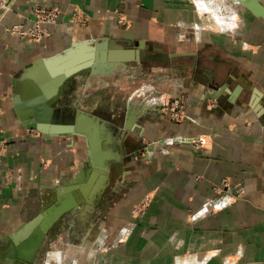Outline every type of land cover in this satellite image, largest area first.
I'll list each match as a JSON object with an SVG mask.
<instances>
[{
    "label": "crops",
    "instance_id": "crops-1",
    "mask_svg": "<svg viewBox=\"0 0 264 264\" xmlns=\"http://www.w3.org/2000/svg\"><path fill=\"white\" fill-rule=\"evenodd\" d=\"M43 5L61 10L50 37L33 41L6 30L31 27L34 7ZM103 37L186 53L144 77L161 82L167 102L179 101L178 117L164 115L172 104L161 109L145 101L152 87L145 88V102L136 99L133 86L123 83L138 74L130 66L87 78L86 91L94 80L109 84L116 77L117 94L127 90L128 97L123 112L118 95L109 96L106 113L98 102L81 106L84 135L46 138L26 127L13 103L25 67L75 40ZM224 83L218 97H209ZM93 115L99 121L90 123ZM96 125L95 154L87 136ZM89 158L114 170H99L89 187L92 202L64 217L68 228L47 264H262L264 18L232 0L0 1V240L9 242L5 237L52 204L56 189L70 201L75 183L92 176L85 174ZM224 179L236 199L216 190ZM146 196L143 215L133 214Z\"/></svg>",
    "mask_w": 264,
    "mask_h": 264
},
{
    "label": "water",
    "instance_id": "water-1",
    "mask_svg": "<svg viewBox=\"0 0 264 264\" xmlns=\"http://www.w3.org/2000/svg\"><path fill=\"white\" fill-rule=\"evenodd\" d=\"M232 2L249 10L255 17L264 18V0ZM183 54L186 53H168L163 48L151 47L146 41L125 42L110 37L75 40L61 53L39 58L25 67L14 87V112L26 127L37 130L46 138L73 133L84 135L87 132V128L83 126L87 112L80 107L65 109L57 106L72 80L80 75L91 78L111 74L115 70L123 71L147 60H174ZM228 85L224 83L213 87L216 92L209 97H218ZM90 117L91 119H87L90 123L99 121L94 115ZM55 125L61 129L52 130ZM89 132L87 137L91 150L96 154L97 145L101 142L97 125ZM84 165L85 174L92 176L75 183L70 201H66L56 189L55 203H44L37 215L5 237L9 239L11 252L5 259L0 254L3 264H34L49 232L57 230L67 214L86 202H92L89 187L94 182L96 173L101 170L112 174L114 170L97 158H89Z\"/></svg>",
    "mask_w": 264,
    "mask_h": 264
},
{
    "label": "rangeland",
    "instance_id": "rangeland-1",
    "mask_svg": "<svg viewBox=\"0 0 264 264\" xmlns=\"http://www.w3.org/2000/svg\"><path fill=\"white\" fill-rule=\"evenodd\" d=\"M208 13L209 12H206L207 16H208ZM214 16H216V15H214ZM159 62H161V61H159ZM159 62L147 60V61H144L143 63H141L139 65H133V66H135V68H132V69H135L136 72L138 73L135 76V79H129V81L126 79L125 81H123V83L125 82V85L129 82L130 86H133V88L136 90V93H137L136 99H139L140 100L139 102H141V103L145 102L147 99H150V101L154 100L155 102L159 101L160 99H164V97H162L163 93L160 90L161 88H159L161 82L160 81L156 82V81H154V79H151V80L145 79V78H150L151 76H152V78H154V76H155L154 74L158 73L160 71L159 66H164L166 64V63L162 64L163 61L161 63H159ZM152 65H155V66L152 67ZM123 71L115 70L116 73H122ZM156 75H158V74H156ZM77 78L76 79L78 80V83H77L76 87L73 88L71 93H69L70 92L69 89H66L65 95L58 102V105H57L58 107L61 106L65 109H68L69 107H81V106L93 107V104H96V102H98L97 99L99 96L103 97L102 98L103 100L105 98L107 103H110L111 100H109V98L113 95L114 96L118 95V97L119 96L120 97H119V100H117V101L119 102L120 107L122 108L121 112H123V108H124L123 101H125V99H127L128 92H127V90L126 91L119 90L121 92L118 91L120 94H117V90L119 89L118 86L112 85V83L119 82V80H117L116 77L114 80H112V79L109 80V84H104V85H103V83L101 84L100 80H97V81L94 80L93 84L92 83L90 84L91 86L88 88V91H86V89H85V85L87 83V77L80 75ZM149 87H152L154 93H153V95L146 97V99L144 101L143 97L147 96L146 95L147 90H145V88H149ZM120 88H122V85H120ZM98 103H100V102H98ZM162 108H163V106L161 107V109ZM81 109H82V107H81ZM171 113L172 112H170L169 114L164 113V115L167 114L170 118H172ZM160 114H162V113H160ZM160 114H158V116ZM148 116H150V114ZM118 119L121 120V118H118ZM230 195L233 197V199H236L238 197V193L233 188H231ZM143 199H145V197ZM143 199H141L135 205L134 209L132 210L133 214L143 215V213L145 211L144 202H146V200H144V202H142ZM66 228H68V225H66L64 222H62L60 224L59 228L56 230V232L52 234V237L50 239H49V237H47V239L43 243L42 249L39 252L34 264H47L46 262H47V257H48V255H47L48 251L57 250V248L60 246V243L58 244L57 238H58V236L64 234V230ZM56 246H58V247H56ZM53 259H54L53 254H51V256H49V258H48V261H51Z\"/></svg>",
    "mask_w": 264,
    "mask_h": 264
},
{
    "label": "built area",
    "instance_id": "built-area-1",
    "mask_svg": "<svg viewBox=\"0 0 264 264\" xmlns=\"http://www.w3.org/2000/svg\"><path fill=\"white\" fill-rule=\"evenodd\" d=\"M1 3L4 5L7 3V0H0ZM6 7V6H5ZM61 14V10L58 7L55 6H36L34 7V24L26 28L22 24H14L11 26H7L6 30L11 33L12 35H16L25 39L33 40V41H42L47 39L52 35V26L57 24L59 21ZM178 101V100H177ZM176 101V102H177ZM176 110V106H174V103L169 108V113H171L172 118H177L178 111ZM182 115V114H181ZM193 141L196 147L200 148L203 146L202 140H196L195 138H191L190 141ZM217 191H220L222 193H226L230 195L231 192V185L227 179H224L222 182V185L216 188ZM231 196V195H230ZM239 196V193H238ZM144 200H148V197L146 196ZM146 205V202H144V207ZM143 207V208H144ZM264 264V261L262 262Z\"/></svg>",
    "mask_w": 264,
    "mask_h": 264
},
{
    "label": "flooded vegetation",
    "instance_id": "flooded-vegetation-1",
    "mask_svg": "<svg viewBox=\"0 0 264 264\" xmlns=\"http://www.w3.org/2000/svg\"><path fill=\"white\" fill-rule=\"evenodd\" d=\"M157 62H159V61H157ZM162 62V61H161ZM161 62H159V63H161ZM163 63H166L165 61H163L162 62V64ZM152 67H154V65H152ZM151 70V69H150ZM78 79V78H77ZM77 79H75V80H72L71 81V83H70V87H69V93H71L72 92V90H73V88L74 87H76V85H77V83H78V80ZM103 82H101V84H102ZM105 83H103V85H104ZM103 97H101V96H99L98 97V99H97V101L98 102H100V103H98V106L101 108V109H103V112H107V108L109 107V106H111L112 104H111V102L110 103H107V101H106V99L104 98V100L102 99ZM176 98L174 97V98H170V100L167 102L165 99H160L159 101H156V104H157V107H159V108H161L162 106L164 107V106H166L165 104L167 103V104H173V103H176ZM178 103H179V101H177ZM132 104V103H131ZM131 107V106H130ZM130 110V109H129ZM129 110H128V112H127V118L125 119L126 121H129L128 120V118H129ZM131 115L132 114H130V117H131ZM119 117L120 118H122V115H121V113L119 114ZM56 232V230L55 231H50L49 232V234H48V236L47 237H49V239L52 237V234L53 233H55ZM50 235V236H49ZM10 252H11V247H10V244H9V242H7V240L6 239H1L0 240V254L2 255V257L5 259L8 255H10ZM0 264H3V261H2V259L0 258Z\"/></svg>",
    "mask_w": 264,
    "mask_h": 264
},
{
    "label": "bare ground",
    "instance_id": "bare-ground-1",
    "mask_svg": "<svg viewBox=\"0 0 264 264\" xmlns=\"http://www.w3.org/2000/svg\"><path fill=\"white\" fill-rule=\"evenodd\" d=\"M201 4H202V2H201ZM201 8L203 9V7L201 6Z\"/></svg>",
    "mask_w": 264,
    "mask_h": 264
}]
</instances>
